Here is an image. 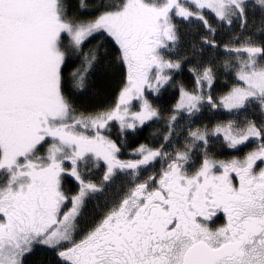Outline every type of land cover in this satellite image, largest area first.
<instances>
[{"label":"rangeland","instance_id":"374dc122","mask_svg":"<svg viewBox=\"0 0 264 264\" xmlns=\"http://www.w3.org/2000/svg\"><path fill=\"white\" fill-rule=\"evenodd\" d=\"M259 1L126 0L115 13L70 27L58 0H0V264H22L27 251L38 249L56 252L64 264H95L91 256L106 254L102 246L113 252L116 242L129 247L122 232L148 226L151 221L143 218L159 212L170 217L163 228L157 225L159 239L152 248L160 254L174 246L170 264H183L189 243L181 249L169 240L177 232L176 218L199 240L206 229L212 246L235 244L243 257L238 254L229 264L264 260V203L249 206L246 193V200H239L246 186L241 169H248L253 185H264V66L256 51H247L250 41L243 33L253 36L254 21L245 27L252 18L244 20L241 13L247 17ZM194 24L205 25L214 42L243 51L236 82L217 97L211 86L203 91L212 72L197 69L195 90L181 87L169 117L174 121L168 143L128 148L125 157L110 136L113 121L126 135L159 115L156 96L185 59L177 48L188 41L179 35L195 33ZM152 26L157 28L153 37L147 30ZM98 27L120 47L127 79L112 108L77 115L62 92L59 70L65 55L79 52ZM62 32L70 38H61ZM204 112L209 121L196 123ZM11 126L17 132L8 134ZM260 192L264 198V189ZM36 197H45L51 209L41 211L33 229L18 216L23 203ZM253 212L261 216L258 225L246 219ZM131 219L130 227L118 224ZM110 220L113 228L107 232ZM253 231L263 235L261 243L253 244ZM138 233L140 242L146 235Z\"/></svg>","mask_w":264,"mask_h":264},{"label":"trees","instance_id":"16d2710c","mask_svg":"<svg viewBox=\"0 0 264 264\" xmlns=\"http://www.w3.org/2000/svg\"><path fill=\"white\" fill-rule=\"evenodd\" d=\"M125 1L58 0V3L62 18L71 27L86 25L99 20L107 14L115 13L122 8ZM254 8L256 10H251L247 17L243 12H239L242 13L243 19H249V16L252 18L246 21L245 27H248V24L254 21L250 29V33H253V36L247 34L246 31L243 35L245 38L247 37L245 41H250L248 45H259L258 47L263 49L259 52V48H254L256 52L258 50L259 60L264 66L263 0L256 3ZM199 23L201 24V22L196 24ZM196 24L193 25V27H197L195 33L192 32L191 34L189 32L184 35L180 33L179 35L180 40L186 38L188 41L187 44L177 48L178 50L181 49L179 51L185 59L181 64L180 71L172 72L174 74L170 78L169 84L163 87L158 92L157 99L155 98L156 100L153 104L158 108L159 115L140 129L127 131L126 135L119 133L116 121H113L114 130L108 132H110L112 140L117 143L116 145H122L123 151L121 154L125 157H130L131 152L128 150L133 148L136 150L143 145L155 148L165 146L168 143L170 130L172 129L171 123L174 121L169 122V117L174 112L181 87L190 91L195 90L199 76L197 69H203L204 71L209 69L212 72L214 83L210 88V92L214 90L213 92L216 93L217 97L231 90V87L236 82V70L240 64L239 55L241 53L237 52L234 49L235 47L233 49L230 48L227 43L214 42L213 39L207 37V27L205 25L199 27ZM106 33L100 27L95 29L88 38L81 42L79 52L73 50L65 55V60L60 67L59 75L62 92L68 100L71 112L77 115H89L112 108L117 103L121 88L126 82L127 68L120 51L121 49ZM63 37L70 38L66 33L62 32L61 38ZM178 43L180 44V42ZM192 43H194L195 47H192ZM224 47H227V49ZM229 58L230 61L227 65L226 61ZM218 68L221 70H217ZM209 117L210 113L204 112L196 123L201 122L200 124H204L209 121ZM1 129L4 130L2 125H0ZM7 133L9 134L10 131L8 130ZM220 222L222 223L223 219ZM22 264L64 263L56 252L38 249L28 251L23 257Z\"/></svg>","mask_w":264,"mask_h":264},{"label":"flooded vegetation","instance_id":"af4514ba","mask_svg":"<svg viewBox=\"0 0 264 264\" xmlns=\"http://www.w3.org/2000/svg\"><path fill=\"white\" fill-rule=\"evenodd\" d=\"M148 33H151L152 37L155 35V27H151V28H147ZM145 39V37H144ZM152 41V39L150 40ZM1 125V124H0ZM12 127V126H11ZM12 127L9 131L12 132H17L16 128ZM13 134V133H12ZM242 171V176H241V183H245V189L242 191V194L239 197L240 201H245L246 198H244V193H246L247 195H249L250 197L247 198L246 202L247 204L256 207L259 204H262V202L264 203V198L261 197L260 195V191H262L264 189V185L259 184V185H253L254 181L249 178V171L248 169H241ZM264 176V172L261 173L260 178L262 179ZM226 191H228L227 189H225ZM30 193H32L33 195H38L39 191L35 190V189H30ZM42 194V193H41ZM253 195V196H252ZM30 200H32V202H30ZM27 203L24 202L23 203V211L21 212V214L18 216V219L24 223L29 225L31 228L33 229H37L38 228V221H39V215L41 213L42 210H50L51 206L49 205V203H46V198H39L36 197V199H30ZM263 200V201H262ZM215 205V204H214ZM249 205V206H250ZM168 206V205H166ZM242 205H240L239 208H237V210L239 212H242ZM262 206H264L262 204ZM133 209H135L137 211V209L139 210L140 208L138 207H132ZM142 208V207H141ZM144 208V207H143ZM131 214V213H130ZM219 221L221 219L224 220V215H225V211L221 210V212L219 213ZM145 215V214H143ZM172 215V214H171ZM227 216V214H226ZM225 216V220L226 217ZM169 215L166 212H159V214H154L152 213V215H149V220L147 218H143L144 221H151V223H147L145 227H138V229L136 230H132L130 233L128 232H122L124 233V239L127 243L128 241H130L128 243L129 247L126 248H122L121 245H119L117 242L114 243L113 245L116 246V252H113V250L110 249V247L107 246H102L103 251H105L106 254H104L103 256H100V252H97L96 254H94V257L91 256V259L93 263H97V264H170L171 263V257H172V253H173V248L174 246L170 247L167 246V249L164 250L162 253L157 254V251L155 249L152 248V243L155 241H158V237H156L157 235V225L165 226V222H169ZM258 217L261 216H257V212H253V214H249V217H247L246 219L253 222L254 224H259V222L261 221ZM262 217L264 218V214L262 215ZM133 219L130 220L129 224L128 222H123V221H119V225L125 226V227H130L129 225L132 226V222ZM172 221H177L178 223V228H177V232L174 234V239H169V240H174L175 244H177L181 247V249L185 246L184 242H189L186 245V248H184L183 250V254H182V262L183 264H186V259L188 257V254L190 252V250L199 243H206L208 244L211 248L217 249L220 248L223 245H231L233 247V253L222 258L221 260H219L218 262H216L215 264H229L232 261H234L236 259V257L238 256V254H240V260L243 257V253H240L238 251H236V246L235 244H233L232 242H224L218 246H212L210 245L207 240H209V232L206 229L200 230L199 235L203 236V239L199 240L195 237V235H191L189 234V227L188 225L182 226V222L180 219H172ZM111 222L112 220L108 221V223L106 224L107 227V232L113 228V226H111ZM155 222L154 225H152ZM180 222V223H179ZM163 224V225H161ZM184 224V223H183ZM136 225V223H135ZM137 226V225H136ZM181 227V228H180ZM258 226L255 227V230H258ZM198 229L199 226H198ZM113 231H116V229H113ZM118 232H121L120 230H117ZM138 231H142V233L145 232V237L141 238L140 242H138L139 240V236H141L140 233H138ZM111 232V231H110ZM245 232L248 234L249 230H245ZM155 237L152 239V237ZM105 237H107V235H105ZM248 237V236H247ZM250 239H252L253 244L255 243V239H257V241H259L258 243H261V238L263 237V235L259 232V231H253L251 235H249ZM248 239V238H247ZM167 240V238L163 239ZM122 241V242H123ZM155 247V246H154ZM120 249H124L123 253L120 251ZM135 252H134V251ZM85 251L86 250H80V252L82 253V255H85ZM132 251L134 252V257L132 258L131 255L129 258V252ZM111 253H115L114 255ZM162 254V256H160ZM82 257V256H80ZM161 260H160V259ZM168 258V259H166ZM264 260H257L256 264H261ZM149 262V263H147ZM170 262V263H169Z\"/></svg>","mask_w":264,"mask_h":264},{"label":"water","instance_id":"95a60500","mask_svg":"<svg viewBox=\"0 0 264 264\" xmlns=\"http://www.w3.org/2000/svg\"><path fill=\"white\" fill-rule=\"evenodd\" d=\"M233 251L231 245H223L214 249L206 243H199L190 250L186 264H215L222 258L232 254Z\"/></svg>","mask_w":264,"mask_h":264},{"label":"crops","instance_id":"0c3cea01","mask_svg":"<svg viewBox=\"0 0 264 264\" xmlns=\"http://www.w3.org/2000/svg\"><path fill=\"white\" fill-rule=\"evenodd\" d=\"M248 49H249V51H248ZM235 50H236L237 52H239V53H243V51H239V50H237V49H235ZM247 51L253 53V48H252L251 45L248 46ZM205 71H209V72H210L209 69H207V70H205ZM213 83H214V75H213V74H212V75H208V77H207V84H208V87H207V85H206V87H207V88H210V86H212Z\"/></svg>","mask_w":264,"mask_h":264}]
</instances>
